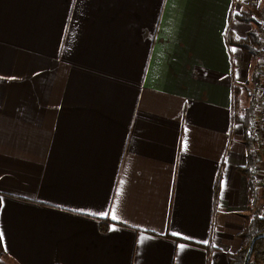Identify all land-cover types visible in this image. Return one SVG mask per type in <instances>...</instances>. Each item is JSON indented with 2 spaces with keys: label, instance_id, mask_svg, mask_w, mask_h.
<instances>
[{
  "label": "crops",
  "instance_id": "1",
  "mask_svg": "<svg viewBox=\"0 0 264 264\" xmlns=\"http://www.w3.org/2000/svg\"><path fill=\"white\" fill-rule=\"evenodd\" d=\"M238 0H0V264H229L252 216ZM115 217V219L113 218Z\"/></svg>",
  "mask_w": 264,
  "mask_h": 264
},
{
  "label": "built area",
  "instance_id": "2",
  "mask_svg": "<svg viewBox=\"0 0 264 264\" xmlns=\"http://www.w3.org/2000/svg\"><path fill=\"white\" fill-rule=\"evenodd\" d=\"M236 5L242 7L246 14L251 16L261 31L259 34L261 43L255 54L258 62L257 73L248 92L254 107L249 130V136L253 141L249 173L253 187L261 196L253 212L262 216L264 215V0H238ZM256 12H261V15L255 14Z\"/></svg>",
  "mask_w": 264,
  "mask_h": 264
},
{
  "label": "trees",
  "instance_id": "3",
  "mask_svg": "<svg viewBox=\"0 0 264 264\" xmlns=\"http://www.w3.org/2000/svg\"><path fill=\"white\" fill-rule=\"evenodd\" d=\"M240 18L243 21L250 22L248 15H243ZM258 42H259L258 31L255 30V31H251L248 34L247 38L236 41L235 44L244 51L255 55L258 48ZM253 108H254L253 103L251 102L250 106L247 109H243L242 113L237 117V121L240 122L244 128V143L248 151V165L247 168L244 170V173H246L249 177H250L249 171L251 166L250 152L253 147V141L249 136V130L251 127ZM250 200H251L250 209L252 210V216L251 218L248 219L245 227L239 234V238L242 241V249L240 252L236 254L229 255V264H244V260L252 239L260 234H264V215L262 216L257 215L254 214L253 212L257 207V205L259 204L261 200V196L259 194V191H257L253 187L251 180H250ZM0 209H1V195H0ZM4 255L5 253L0 237V258L3 257ZM249 264H264V237L256 241Z\"/></svg>",
  "mask_w": 264,
  "mask_h": 264
},
{
  "label": "water",
  "instance_id": "4",
  "mask_svg": "<svg viewBox=\"0 0 264 264\" xmlns=\"http://www.w3.org/2000/svg\"><path fill=\"white\" fill-rule=\"evenodd\" d=\"M262 237H264V234H260V235H258L252 239L251 244H250L249 249H248V252L246 254L245 260H244V264H249L251 256H252V252L254 249V245H255L256 241Z\"/></svg>",
  "mask_w": 264,
  "mask_h": 264
},
{
  "label": "rangeland",
  "instance_id": "5",
  "mask_svg": "<svg viewBox=\"0 0 264 264\" xmlns=\"http://www.w3.org/2000/svg\"><path fill=\"white\" fill-rule=\"evenodd\" d=\"M255 14H258V15H261V12H256ZM249 18H251L250 15H248ZM256 28L258 29V46L260 45L261 41H260V38H259V34H261V31H260V28L256 25ZM250 99V98H249ZM250 103H251V100L249 102V100L246 101V104H245V109H247L249 106H250Z\"/></svg>",
  "mask_w": 264,
  "mask_h": 264
},
{
  "label": "snow or ice",
  "instance_id": "6",
  "mask_svg": "<svg viewBox=\"0 0 264 264\" xmlns=\"http://www.w3.org/2000/svg\"><path fill=\"white\" fill-rule=\"evenodd\" d=\"M115 219V217H113Z\"/></svg>",
  "mask_w": 264,
  "mask_h": 264
}]
</instances>
